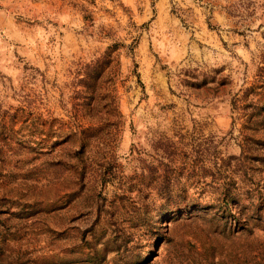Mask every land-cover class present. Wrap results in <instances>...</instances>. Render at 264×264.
<instances>
[{
  "label": "rangeland",
  "instance_id": "obj_1",
  "mask_svg": "<svg viewBox=\"0 0 264 264\" xmlns=\"http://www.w3.org/2000/svg\"><path fill=\"white\" fill-rule=\"evenodd\" d=\"M0 112L18 264H264V0H0ZM242 168L250 231L206 205Z\"/></svg>",
  "mask_w": 264,
  "mask_h": 264
},
{
  "label": "trees",
  "instance_id": "obj_2",
  "mask_svg": "<svg viewBox=\"0 0 264 264\" xmlns=\"http://www.w3.org/2000/svg\"><path fill=\"white\" fill-rule=\"evenodd\" d=\"M8 116V117H7ZM16 118V115L14 114H8L5 115L3 112H0V141L6 140L7 149L10 151L11 149L20 146L21 148L30 149L32 145H29L26 143L27 139H17V141H13L9 136L7 131L10 129L9 124L13 122V119ZM22 118H25L22 117ZM93 126H86L79 128L72 129L68 128L66 131V137L67 136H76L77 133L83 132L86 129H93ZM26 141V142H25ZM30 142L34 144L40 143V141L37 139H30ZM1 144V143H0ZM2 149L0 145V159L3 157H9L10 153L6 155V153L1 154ZM241 158H244V156H239L237 158H234V166L238 165L241 167L240 160ZM4 175H2L3 177ZM245 176V169H241L238 172L230 171V173L227 175V179L224 183L221 184L219 194L217 197L213 199V201L206 202V205L210 206H217L218 207V215L221 217H232L233 220L237 222V225L241 229H245L247 231H250L252 229V226L250 225V222L253 221L254 217H259V214L261 212V204L258 200V197L256 199H253L251 197V194L249 190L244 189L242 187H234L233 183H235V180L240 181V177ZM242 180V179H241ZM1 181V177H0ZM0 200H8L7 198L0 195ZM184 202H190L189 204H194L193 201H189L185 197L181 198L180 200H167L165 199L163 203L159 206V210L157 214H166L168 215L171 213V208L178 207V208H184L185 205ZM177 209V208H176ZM0 214H2V211H0ZM20 263V260L18 257L13 258V256L10 253V250L5 249V237L4 235H0V264H18Z\"/></svg>",
  "mask_w": 264,
  "mask_h": 264
}]
</instances>
